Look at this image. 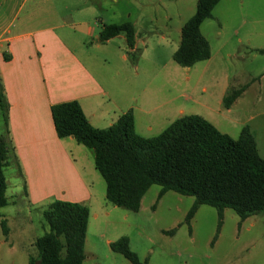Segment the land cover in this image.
<instances>
[{
    "label": "crops",
    "instance_id": "obj_1",
    "mask_svg": "<svg viewBox=\"0 0 264 264\" xmlns=\"http://www.w3.org/2000/svg\"><path fill=\"white\" fill-rule=\"evenodd\" d=\"M186 1L160 3L167 12L162 31L144 29L143 15L132 20L129 8L124 14L113 13L110 24L130 22L135 27L140 58L133 66L124 35L97 43L106 23L97 18L94 25L83 19L97 16L98 5L91 0H60L59 8L54 0H0V84L8 108L7 123L1 110L0 115L2 135L7 136L10 148L4 170L8 204L0 209V256L8 264H14L12 258L18 250L28 264L30 256H37L28 253V246L34 250L41 236L27 237L34 230L35 211L43 218L44 210L57 200L86 205L90 210L87 233L91 221L104 213L101 198L97 202L91 189L93 180H88L91 166L82 156L84 146L72 137L57 136L51 112L54 105L78 102L97 129L112 126L132 111L136 133L144 138L158 136L189 115L203 117L220 131V121L254 83L246 84L232 107L224 109L223 100L234 87L210 77L217 71L214 61L218 60L203 33L210 19L200 27L210 44V59L188 69L174 61L182 27L196 12ZM113 2L119 4L120 0ZM155 4H143V12H150L151 27L157 22ZM179 5L187 7L186 13ZM173 17L177 19L174 28ZM143 33L153 36L147 38ZM74 152L84 161L82 167ZM91 161L95 166L94 154ZM102 198L106 199V190ZM11 224L20 232L16 242ZM107 243L110 246L112 241Z\"/></svg>",
    "mask_w": 264,
    "mask_h": 264
},
{
    "label": "trees",
    "instance_id": "obj_2",
    "mask_svg": "<svg viewBox=\"0 0 264 264\" xmlns=\"http://www.w3.org/2000/svg\"><path fill=\"white\" fill-rule=\"evenodd\" d=\"M222 0H197L195 14L181 30L174 61L188 69L211 57L209 42L200 31L202 23L213 17ZM132 23L105 24L97 43H106L119 35L126 39L127 55L133 66L140 58L135 48ZM264 54V50H260ZM247 86L230 89L223 107L230 109ZM0 110L7 123V103L0 84ZM57 136L72 137L90 149L94 164L106 183L108 203L138 212L148 190L161 187L158 198L167 192L194 197L186 222L190 225L202 205L217 210L219 229L224 211L233 210L240 221L264 213V157L248 127L237 139L220 132L199 115L177 119L161 134L144 138L136 133L132 111L106 129L93 127L78 102L51 108ZM7 136H0V209L8 204L4 170L9 165ZM90 210L86 205L54 201L43 212L49 231L35 241L37 256L29 264H83ZM173 235L175 230L164 232ZM112 252L122 255L128 264H147L131 251L129 239L121 237L110 244Z\"/></svg>",
    "mask_w": 264,
    "mask_h": 264
},
{
    "label": "rangeland",
    "instance_id": "obj_3",
    "mask_svg": "<svg viewBox=\"0 0 264 264\" xmlns=\"http://www.w3.org/2000/svg\"><path fill=\"white\" fill-rule=\"evenodd\" d=\"M59 1L54 0L57 8L62 6ZM91 1L98 5L97 16L88 15L83 19L94 25L97 24V18L110 24L113 13L124 14L129 8L133 14L132 20L139 13L143 15L144 29L163 30L167 12L160 3L165 0H120L119 4L113 0ZM149 1L158 7L157 22H154L153 27L150 12H143V4L148 5ZM186 2L196 8L197 0ZM178 7L184 13L188 10L184 5ZM213 18L207 21L203 29L213 52L218 55L217 62L214 61L217 71L215 74L210 73V77H216L220 83L224 80L234 89L243 88L254 80L231 113L226 114L227 118L220 121L219 129L237 139L242 129L249 127L259 154L264 157V54L259 52L264 50V0H223L213 12ZM176 21L173 17V28ZM142 35L147 38L153 36ZM3 126L0 115V135ZM82 148V156L91 166V175L88 176L89 181L93 180L91 189L97 202L101 198L104 209L97 221H91L85 242L84 264H128L122 255L112 252L107 243L108 240L115 242L121 237L129 239L131 251L147 264H264V213L240 221L233 210L226 209L218 232L217 210L202 205L189 225L186 218L195 198L169 191L159 199L161 187L158 185L148 190L138 212L116 207L102 198L106 183L92 164V151ZM78 156L74 152L78 165L82 167L84 161L79 160ZM33 220L34 230L28 232L27 237H39L49 231L38 211H35ZM11 226L12 240L16 242L20 232L13 224ZM172 230H175L173 235L164 233ZM28 249V253L38 254L36 248L33 250L28 246ZM12 261L14 264H28L19 250L13 255ZM8 263L9 260H3L0 256V264Z\"/></svg>",
    "mask_w": 264,
    "mask_h": 264
}]
</instances>
